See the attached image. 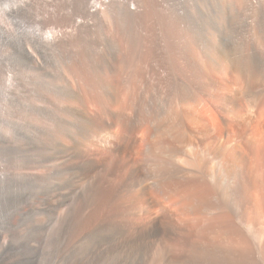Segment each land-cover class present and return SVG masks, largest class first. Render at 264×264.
<instances>
[{"label":"bare ground","instance_id":"1","mask_svg":"<svg viewBox=\"0 0 264 264\" xmlns=\"http://www.w3.org/2000/svg\"><path fill=\"white\" fill-rule=\"evenodd\" d=\"M1 32L0 264H264V0H16Z\"/></svg>","mask_w":264,"mask_h":264},{"label":"rangeland","instance_id":"2","mask_svg":"<svg viewBox=\"0 0 264 264\" xmlns=\"http://www.w3.org/2000/svg\"><path fill=\"white\" fill-rule=\"evenodd\" d=\"M15 1L16 0H0V41L5 40L4 36L2 35V32H1V27H3L4 24L8 21L9 8L14 4ZM23 25L28 26L30 24L23 23ZM15 29H17V28H15ZM48 249H49L48 247L43 249L42 254L38 258L37 264H50L49 256L47 255Z\"/></svg>","mask_w":264,"mask_h":264}]
</instances>
